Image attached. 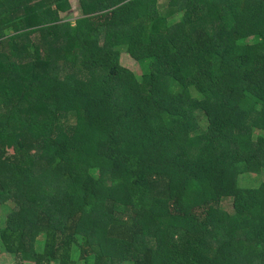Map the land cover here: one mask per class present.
Here are the masks:
<instances>
[{
	"label": "trees",
	"instance_id": "1",
	"mask_svg": "<svg viewBox=\"0 0 264 264\" xmlns=\"http://www.w3.org/2000/svg\"><path fill=\"white\" fill-rule=\"evenodd\" d=\"M75 1L0 0L3 251L264 264V0Z\"/></svg>",
	"mask_w": 264,
	"mask_h": 264
},
{
	"label": "rangeland",
	"instance_id": "2",
	"mask_svg": "<svg viewBox=\"0 0 264 264\" xmlns=\"http://www.w3.org/2000/svg\"><path fill=\"white\" fill-rule=\"evenodd\" d=\"M164 3L163 0H160L159 8L162 11H164ZM71 4L73 6V11H75L74 16H80V9L76 7V2L74 0L71 1ZM163 5V6H162ZM122 55H121V62L122 64L127 67L129 70H131L138 79H141L144 68L141 67L140 64H137L125 51L124 48H121ZM93 174L97 175L96 171L92 172ZM264 182V173L257 175L256 178L250 175H244L243 179L240 181L241 186L244 187H259ZM8 206H2L0 205V230L5 226L6 218L8 214L11 212V207H14L13 201L6 203ZM229 204L231 205V201H229ZM10 207V209L8 208ZM0 264H15V257L13 255L7 254L5 251H3L2 244L0 241ZM89 264H92V261L89 262Z\"/></svg>",
	"mask_w": 264,
	"mask_h": 264
},
{
	"label": "crops",
	"instance_id": "3",
	"mask_svg": "<svg viewBox=\"0 0 264 264\" xmlns=\"http://www.w3.org/2000/svg\"><path fill=\"white\" fill-rule=\"evenodd\" d=\"M71 1H72V0H71ZM74 1H75V0H74ZM167 1H168V0H163V2H165V3H164V6L162 5L164 8H165V5H166ZM75 2H76V1H75Z\"/></svg>",
	"mask_w": 264,
	"mask_h": 264
}]
</instances>
